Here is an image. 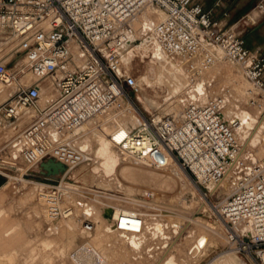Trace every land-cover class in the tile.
I'll return each instance as SVG.
<instances>
[{
	"label": "built area",
	"instance_id": "1",
	"mask_svg": "<svg viewBox=\"0 0 264 264\" xmlns=\"http://www.w3.org/2000/svg\"><path fill=\"white\" fill-rule=\"evenodd\" d=\"M149 7L159 11L162 19L143 21L134 30L132 22ZM252 9L264 15V0ZM140 43L184 63L192 98L179 97L182 111L177 119L145 114L131 100L140 86L123 63L126 55L133 56L127 49ZM0 46L7 49L9 59L0 55V84H13L12 92L0 102V130L12 132L6 163L13 167L18 161L24 175L46 159L66 169L58 180L34 182L46 232L75 211L81 231L94 230L93 213L76 198L86 192L73 189L64 176L80 165L94 164L76 130L116 105L117 111L135 117V125L118 141L111 136L115 146L156 171L166 170L173 160L204 200L217 196L231 166L228 178L235 189L219 202L208 201L209 206L225 226L226 249L264 264V157L251 160L244 152L242 160H236L240 146L235 136L239 113L256 108L264 93L263 53L248 49L230 28H219L197 0H0ZM221 61L239 69L247 82L244 106L237 99L228 105L230 88L213 90L207 72ZM44 81L55 96L41 95ZM197 86L201 91H196ZM22 117L27 118L26 124L19 128ZM148 215L119 211L114 216L111 211L106 220L128 248H132L131 238L140 241V251L146 242L157 240L147 226L157 214ZM242 227L251 229L252 236L242 234ZM168 240L147 246L148 257L153 251L167 250ZM196 253L190 244L186 255ZM68 260L111 264L85 243L73 248Z\"/></svg>",
	"mask_w": 264,
	"mask_h": 264
},
{
	"label": "rangeland",
	"instance_id": "2",
	"mask_svg": "<svg viewBox=\"0 0 264 264\" xmlns=\"http://www.w3.org/2000/svg\"><path fill=\"white\" fill-rule=\"evenodd\" d=\"M153 12L154 10L150 13ZM146 14L148 18H150L148 13ZM127 51H132L133 56L128 58L129 55H126L127 59L123 63L126 73L133 76L138 85L141 84L139 85L140 93L136 96H131V100L145 114H155L157 117L160 115H171L177 119L182 111V108L178 104L179 97H185L186 99H188L187 97L192 98V88H189L186 81V76L188 74L183 70L184 63L180 62L176 57L167 58L162 55L161 52L157 53L158 51L150 44H134L129 47ZM7 54V49H3V47L0 46V55L5 56ZM5 57L7 58V56ZM168 60L176 61L178 65L181 64L180 71L183 73V78L179 82L174 75L176 74L175 69L173 70L172 65L165 63ZM151 66L155 67L157 70L155 71L157 73L154 74L156 76L148 75V68ZM8 67H11V64H8ZM207 77H211L214 83L213 90H217L220 87L230 88L232 96L228 99V105L232 104L231 101H234V98L236 101V96L238 99L241 98L237 94L239 92L238 90L242 89L240 105H245V90L248 89L249 86L242 77L239 69L229 63H223L209 70L207 72ZM8 85L0 84V102L13 90V84ZM195 89L197 92L201 91L200 86H197ZM7 90H9V93ZM55 94L51 85L44 81L42 83L41 95L50 98L55 96ZM260 99L261 100L257 99L256 108L250 109L245 107V111L250 112L252 116L255 115L256 119H258V121H254L251 128H245L248 132L254 131L258 125L257 122H264V117L260 116L258 113L262 112L261 110L264 111V93H262ZM132 116V114L127 115L122 111H117L115 105L103 118L96 120L95 122L99 121L97 122V126H93L95 128L92 129L91 133L84 134L82 137V143L88 144L89 146L88 154L91 160L94 161V164L80 165L67 171L64 176V180L72 184L73 189L86 192L84 194H78H82L85 196L84 198L88 200H84V198L79 199L78 196V198L75 196L78 200L84 201L87 206H90L91 203L94 205L95 210H93V206L89 208L85 207L88 210L90 209V211L93 210L92 213L96 211L95 214L93 213V222L95 223L94 230L89 234L81 231L79 213L76 211L69 219L58 222L51 232H46L44 230L43 213L39 203L33 199L25 200V191H29L30 187H33L32 184L25 185L26 183L23 181H17L16 184H18V188L24 187L25 190L18 192L15 196L16 211L14 212L13 207H10L9 210H5L0 206V264H37L38 262V264H70L68 261V253L77 245L86 242H89L95 247L111 264H136L137 260L132 261L130 255L132 259H136L137 257L135 255L138 254L139 250L133 251V249L128 248L127 251L122 240L119 239V234L117 236V232L115 233L113 230L112 232H108V234L103 233L104 231H108L109 227L112 228L109 221L104 220L101 214L104 212L105 208L108 209L109 206L108 210H110V212L114 211L116 209L115 206H117L119 211L123 209L131 211L132 209V211H140L149 214L148 216L157 214V219L147 224L151 229L149 231L150 236L156 238V243L158 242V244H162L160 240L169 238L166 248L168 250L170 246L169 251H171L167 252L163 250L167 253L165 252L166 254L158 264L164 262L165 259L167 260L168 258L166 257L175 258L178 264H256L251 258L234 254L224 246L223 237L225 236V226L222 221L214 216V212H212L208 202H219L226 197L223 186L220 187L215 198L204 200L201 193L197 191L186 174L178 168L174 162L170 164L168 170L166 169L164 171L152 170L138 164L134 160L126 162L127 164L118 163L115 156L116 146L114 141H118L124 132L130 131L133 128L135 119ZM123 124H127V126L125 129L121 130L120 138H118L114 128H118ZM90 128H83L80 133L82 134L83 131H88ZM111 136L114 141H112ZM263 136L264 124H261L256 135L251 139L252 144L254 143L255 145L257 143L259 145L257 146L256 144L255 148L251 143L247 144L243 151V153L246 151L250 154L251 160L262 159L264 157ZM254 138L256 141H254ZM257 138L262 141H258ZM4 142L5 139L2 138V134L0 133V176L7 175L10 178L14 177L32 182H49L47 179H44L45 177L40 175L39 171L35 168L25 171L26 175L20 178L19 175L24 172V167H22L18 161L14 163L15 166L9 167L6 163ZM173 171H176L177 175L173 174ZM29 172H31V174H29ZM72 172H76V174L70 175ZM105 175L113 176V178L107 179L102 177ZM60 177L61 176L49 179L58 180ZM232 185L234 186V183H231V180H229L225 189L227 190V188H229L228 191L232 190ZM6 188V184L1 188L0 204L4 198V190ZM8 190L9 187L5 191L6 202L8 199ZM194 197L196 199L190 201ZM97 200L99 201L98 203L101 202L100 205L97 203ZM187 201H190V203H187ZM25 202L29 208L24 207ZM81 203L78 201L79 206ZM95 206L100 207L96 208ZM33 207L42 214L37 215L34 212V217H32V212L35 211ZM118 207L120 209L122 207L123 209L120 210ZM112 208L114 210H112ZM26 210H32V212L27 213ZM99 218H102L106 224ZM169 219H172L170 222L174 221L181 224L183 229L181 228L182 230L180 232L175 233L171 226L169 227ZM194 220L197 222H194ZM163 221L164 227L158 231L156 229V224H161ZM7 222H10V224L8 225ZM208 222H215L212 225V227H214L213 230H208L205 227ZM197 223H201L202 225L200 226ZM203 234L207 236L210 235V243L206 246V248L208 246L211 247V251L208 249L210 254H208V252L205 251L206 248H204L199 252L197 251L196 256H187L185 252L188 245H195L196 238ZM31 251H33V253ZM219 251H222V254L218 253ZM30 255L32 258H30ZM28 257L30 260H27ZM147 263L149 264L148 261Z\"/></svg>",
	"mask_w": 264,
	"mask_h": 264
},
{
	"label": "crops",
	"instance_id": "3",
	"mask_svg": "<svg viewBox=\"0 0 264 264\" xmlns=\"http://www.w3.org/2000/svg\"><path fill=\"white\" fill-rule=\"evenodd\" d=\"M202 8L204 10H209L211 12L212 19L217 22V25L219 28L225 29V28H230L235 34L239 35L243 41L245 46L250 49L254 50L257 52H261L264 54V15H261L258 11L253 10L254 4L258 0H197ZM26 117H22L19 120V128L23 127L26 124ZM0 133L2 134V138L5 139V149H6V143L9 140L10 136L12 135V132L9 131L8 129H3L0 130ZM5 158L7 160V152L5 155ZM24 174L20 173V178H22ZM6 178V180H5ZM23 181L26 183L25 185H31L33 187H30V190L25 191L26 194V201L33 199L34 201L37 202L36 199V186L34 185V182L32 181H26L23 179H18L14 177H8L7 175L0 176V191L5 184L7 185V188L9 187L8 190V199L7 202L5 200L6 198V189L4 190V198L0 204L1 207H3L5 210H9L10 207H13L14 212L16 211V205H15V196L18 192L24 191V187L18 188L17 181ZM11 181V182H9ZM36 205V204H35ZM25 208H29L27 206L26 202L24 204ZM34 210H36L33 207ZM32 209V210H33ZM32 210H26L27 213H31ZM42 216V215H41ZM9 225L10 222H7ZM95 228V224H94ZM44 230H45V224H44ZM105 233V232H103ZM107 234V233H106ZM97 235V234H96ZM99 236V235H98ZM131 243V249L133 251H137L138 247L140 245V241H133ZM135 244V245H134ZM150 244H158L156 243H151V242H146L144 246L140 249L137 255H135L137 258L132 259L131 255L130 258L132 261H136V264H158L159 261L164 257V255L169 251H162V252H151L152 257H148V255L145 252V248L147 246H150ZM125 246V249L128 251V247L123 243ZM190 246V244L188 245ZM188 248V247H187ZM211 249L210 246H208L205 251H209ZM204 251V252H205ZM211 251V250H210ZM166 252V253H165ZM186 253V252H185ZM210 254V252H208ZM207 254V255H208ZM203 255V254H202ZM147 260V261H146Z\"/></svg>",
	"mask_w": 264,
	"mask_h": 264
},
{
	"label": "bare ground",
	"instance_id": "4",
	"mask_svg": "<svg viewBox=\"0 0 264 264\" xmlns=\"http://www.w3.org/2000/svg\"><path fill=\"white\" fill-rule=\"evenodd\" d=\"M154 10V12L153 13H150L151 11H153ZM146 11V12H145ZM146 13H148V15L150 16V18H148V16H147V14ZM162 14L159 12V11H157L156 9H154V8H146L139 16H138V18H137V20L136 21H134V22H132V27H133V29L134 30H136V29H138V25L141 23V22H143V21H146V20H149V21H152V22H157V21H159L160 19H162ZM157 53H159V52H157ZM157 57H158V55H157ZM165 63H167V64H170V65H172V67H173V70L175 69V73L176 74H174L175 75V77H176V79L178 80V82L180 81V80H182V78H183V73L180 71V69H181V64H179L178 65V63L176 62V61H170V60H168V61H166ZM223 63H227V62H219L216 66H218L219 64H223ZM183 66V65H182ZM149 67V66H148ZM148 70H149V76H152V75H154L155 73H157V72H155V71H157L156 69H155V67H153V66H151L150 68H148ZM183 71V70H182ZM148 73V72H147ZM154 76H156V75H154ZM151 78V77H150ZM149 78V79H150ZM148 79V80H149ZM47 85V84H46ZM139 85H141V84H139ZM9 86V85H8ZM9 90H7V92H8ZM10 91H11V89H10ZM239 92H238V94L237 95H239L240 97H241V99H242V89H239L238 90ZM9 93V92H8ZM7 93V94H8ZM11 93V92H10ZM244 94V93H243ZM9 95V94H8ZM238 96V97H239ZM235 97V96H234ZM236 99L237 100H239L238 98H237V96H236ZM240 99V100H241ZM258 100H261L260 98H258ZM232 102V104H234L235 103V98H234V101H231ZM118 103H121V101H119ZM260 103V102H259ZM231 104V105H232ZM230 105V104H229ZM261 105V104H260ZM262 106V105H261ZM113 108V107H112ZM111 108V109H112ZM110 109V110H111ZM110 110H108V111H106L104 114H102V116H100V117H97V118H95L94 120H91V121H89V122H87V123H85L84 125H82L81 127H79L77 130H76V133L77 134H80V136L81 137H83L84 136V134H90L91 133V131H92V129H94L95 127H93V126H97V122H99V121H97V122H95L96 120H100L101 118H103ZM262 112H258L259 113V115L260 116H262V117H264V111L263 110H261ZM130 115V114H129ZM133 118H135L134 116H132ZM129 118V117H128ZM238 118H239V121H240V127L238 128V130L235 132V136H236V140H237V143H239V151H238V155H237V159L236 160H242V156H244V153H243V151H244V148L246 147V145L247 144H250L251 142H252V138H253V136L254 135H256V133H257V130L259 129V126H261V124H264V122L262 123H260V122H257V127L254 129V131L252 132H248L245 128L247 127V128H251L252 127V125H253V123H254V121L256 122V121H258V119H256V117H255V115L254 116H252V114H250V112H248V111H245V110H242L240 113H239V116H238ZM261 120H262V118H261ZM135 122V121H134ZM128 124V123H127ZM127 124H123V125H120V127H118V128H114L115 129V132H117V133H115L116 134V136L118 137V138H120V132H121V130L122 129H125L126 128V126H127ZM134 125H135V123H133V127H134ZM90 128V127H92V128H90L88 131H83V133L81 134L80 133V131L83 129V128ZM85 132V133H84ZM263 132V131H262ZM263 134V133H262ZM259 135V134H258ZM259 136H261V135H259ZM258 136V137H259ZM260 138V137H259ZM259 138H257V140L258 141H260L259 140ZM263 141H264V136H263V139H262ZM261 140V141H262ZM254 141H256L255 140V138H254ZM256 143V142H255ZM252 144V143H251ZM257 144V143H256ZM255 144V145H256ZM84 146H83V148L84 149H86L87 150V153H88V149H89V146H88V144H83ZM252 145H254V143L252 144ZM254 145V146H255ZM259 144H257V146H258ZM250 146V145H249ZM253 147V146H252ZM255 148H256V146H255ZM246 150V149H245ZM246 152V151H245ZM115 156H116V159H117V161H118V163L119 164H123V163H126V162H128V161H130V160H132L127 154H125L124 152H122L121 150H119L117 147H115ZM255 160V159H254ZM173 162V160H170L169 161V166H170V164ZM127 164V163H126ZM140 168V167H139ZM169 169V167L167 168V170ZM230 170H231V166H230V168H228V170L226 171V173H225V175H224V177H223V179L221 180V182H220V184L218 185V189H220V187H222L223 186V189H224V191L226 192V196L227 195H229L234 189H235V186H236V184L234 183V186L232 185V187H233V189L232 190H230V191H228L229 190V188H227V190L225 189L226 188V185H228V183H229V178H228V174L230 173ZM76 174V172H72L70 175H75ZM173 174H175V175H177V173H176V171H173ZM101 175V174H100ZM102 177H104V178H107V179H112L113 178V176H108V175H105V176H102ZM129 181V180H128ZM232 183V182H231ZM127 187V186H126ZM228 187V186H227ZM78 198V197H77ZM81 198H84V197H79V199H81ZM196 198L194 197V198H192L190 201H192V200H195ZM78 200V199H77ZM84 200H88L87 198H84ZM99 200V199H98ZM97 200V203L99 202V201H101V200H99L98 201ZM90 201V200H89ZM89 201H88V203H89ZM93 201V200H92ZM190 201H187V203H190ZM82 202H84V201H82ZM86 202V201H85ZM94 202V201H93ZM103 202V201H102ZM105 202V201H104ZM96 203V202H95ZM101 203V202H100ZM100 203H98L99 205H100ZM132 203V202H131ZM104 204V203H103ZM103 204H101V205H103ZM90 206H93V210H95L94 209V205L91 203V205ZM89 205L87 206L86 204H85V207H90ZM105 206V205H104ZM106 206H107V204H106ZM108 206H109V204H108ZM115 206V205H114ZM96 208H99L100 206H95ZM110 207V206H109ZM109 207H108V209H109ZM113 207V206H112ZM116 207V209H117V206H115ZM119 208V207H118ZM3 209V208H2ZM115 209V210H116ZM120 209V208H119ZM121 209H123L122 207H121ZM120 209V210H121ZM86 210H87V208H86ZM92 210V211H93ZM97 210V209H96ZM112 210H114L113 208H112ZM114 210V211H115ZM3 211V210H2ZM89 211H90V209H89ZM92 211H90V212H92ZM110 211V210H109ZM119 210L117 209L116 211H115V213H114V216L117 214V212H118ZM130 210H122V212H129ZM131 211H132V209H131ZM36 213L37 215H40V214H42L41 212H39V211H37V210H35V211H33L32 212V217H34V215H33V213ZM76 212V211H75ZM94 213V212H93ZM95 213H96V211H95ZM94 213V214H95ZM36 214H35V217H36ZM102 214V213H101ZM95 216V215H94ZM176 216V215H175ZM175 216H173V217H175ZM96 217V216H95ZM101 217V216H100ZM161 217H163V216H161ZM170 217V216H169ZM38 218V217H37ZM39 218H40V216H39ZM102 218L104 219V220H106L104 217H103V215H102ZM102 218L100 219V220H102ZM171 218V217H170ZM176 218V217H175ZM98 219V220H99ZM104 220H102V221H104ZM172 220V219H171ZM170 219H169V222L171 221ZM101 221V222H102ZM200 221V220H199ZM105 222V221H104ZM168 222V223H169ZM192 222V221H191ZM194 222H197V221H195L194 220ZM194 222H192V223H194ZM201 222H203V221H201ZM167 223V224H168ZM199 223V222H198ZM197 223V224H198ZM213 223H215V222H213ZM213 223H210V222H208V223H206V225H205V227L208 229V230H213L214 229V227H212V225H213ZM105 224H106V222H105ZM204 224V223H203ZM40 225H41V223H40ZM74 225V224H73ZM157 226H156V229L158 230V231H160L163 227H164V221H163V223H161V224H159V223H157L156 224ZM198 225H202L201 223L200 224H198ZM65 226V225H64ZM171 226V228H172V230H174V232L175 233H178V232H180L183 228L181 227V224H179L178 222H170V225H169V227ZM63 227V226H62ZM69 227V226H68ZM203 227H204V225H203ZM70 228V227H69ZM68 228V229H69ZM182 228V229H181ZM205 228V229H206ZM109 230L108 231H104L105 232V234L107 233L108 234V232H112V228H108ZM9 232V231H8ZM240 232L242 233V234H244V235H246V236H248V237H251L252 236V231H251V229H249V228H247V227H242L241 229H240ZM6 233V232H5ZM15 233V232H14ZM116 233V232H115ZM174 233V234H175ZM16 234V233H15ZM113 234V233H112ZM209 235V234H208ZM11 236V235H10ZM117 236H118V234H117ZM210 236V235H209ZM209 236H207V235H200L199 237H197L196 238V242H195V246L197 247L196 249H197V251L199 252L200 250H202V249H204V248H206V246L210 243V237ZM44 238V237H43ZM47 238H49V237H47ZM115 238V237H114ZM129 238V237H128ZM45 239V238H44ZM50 239V238H49ZM135 239H134V237L133 238H131V242H133ZM50 242V241H49ZM27 243V242H26ZM203 244V246L201 247V248H199L198 246H197V244ZM48 244V243H47ZM85 244H90L89 242H86ZM37 245V244H36ZM91 245V244H90ZM135 245V244H134ZM32 247V246H31ZM34 247H35V245H34ZM24 248V247H23ZM42 248V247H41ZM40 248V249H41ZM46 248V247H45ZM54 248V247H53ZM36 250H38V249H36ZM53 250V249H52ZM35 251V250H34ZM41 251V250H40ZM55 251V250H54ZM32 253H33V251H31ZM36 252V251H35ZM38 252V251H37ZM42 252V251H41ZM52 252V251H51ZM40 255V254H39ZM44 255V254H43ZM49 255V254H48ZM48 255H47V258H48ZM31 256V255H30ZM171 256V255H170ZM27 257V256H26ZM30 258H32V256L30 257ZM33 258H34V256H33ZM40 258V257H39ZM166 258H168L167 260L165 259V261L164 262H161V264L163 263V264H178L177 263V261H176V259L175 258H173V257H171V258H169V257H166ZM27 260H30L29 259V257H28V259ZM33 260V259H32ZM25 261H26V259H25ZM69 261V260H68ZM29 262V261H28ZM32 262V261H31ZM46 262V261H45ZM39 263V262H38ZM37 263V264H38ZM69 263L70 264H72L70 261H69ZM32 264V263H31ZM41 264V263H40Z\"/></svg>",
	"mask_w": 264,
	"mask_h": 264
},
{
	"label": "water",
	"instance_id": "5",
	"mask_svg": "<svg viewBox=\"0 0 264 264\" xmlns=\"http://www.w3.org/2000/svg\"><path fill=\"white\" fill-rule=\"evenodd\" d=\"M155 49L159 52V50L157 48H155ZM238 120H239V118H238ZM239 123H240V121H239ZM34 168L37 169L39 171L40 175H43L45 178H55V177L61 176L66 170L65 167L62 166L60 163L54 162L51 159H46V160L40 162ZM29 174H31V172H29ZM109 215H110V211L108 209H105L103 212V217L108 218ZM203 244L200 245L198 243L197 246L199 248H201L203 246Z\"/></svg>",
	"mask_w": 264,
	"mask_h": 264
}]
</instances>
